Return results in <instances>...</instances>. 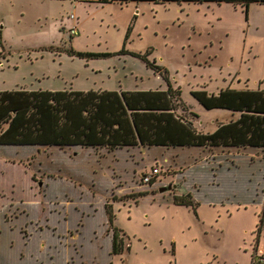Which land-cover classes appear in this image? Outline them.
Listing matches in <instances>:
<instances>
[{
	"label": "rangeland",
	"instance_id": "374dc122",
	"mask_svg": "<svg viewBox=\"0 0 264 264\" xmlns=\"http://www.w3.org/2000/svg\"><path fill=\"white\" fill-rule=\"evenodd\" d=\"M103 1L0 0V90L169 85L212 132L239 113L192 91L264 89V4ZM263 189L264 147L0 145V264H259ZM186 193L193 208L173 202Z\"/></svg>",
	"mask_w": 264,
	"mask_h": 264
},
{
	"label": "trees",
	"instance_id": "16d2710c",
	"mask_svg": "<svg viewBox=\"0 0 264 264\" xmlns=\"http://www.w3.org/2000/svg\"><path fill=\"white\" fill-rule=\"evenodd\" d=\"M130 1L231 3L241 5L244 14L251 3L264 4V0L103 2L123 4ZM147 54L133 55L144 59L147 67L160 71L144 58ZM191 95L207 110L219 108L238 112L239 115L228 122L216 124L212 132L195 129L189 120L175 113L177 106L181 104L180 90L169 85L163 90L147 91H80L72 88L0 90V145L104 147L108 150L123 146L264 147V89L238 90L225 87L217 94L194 90ZM262 193L256 238L264 231V189ZM173 202L192 208L195 206L189 193L173 197ZM112 229L111 252L120 253L123 239L119 237L120 231Z\"/></svg>",
	"mask_w": 264,
	"mask_h": 264
},
{
	"label": "built area",
	"instance_id": "2783aa9c",
	"mask_svg": "<svg viewBox=\"0 0 264 264\" xmlns=\"http://www.w3.org/2000/svg\"><path fill=\"white\" fill-rule=\"evenodd\" d=\"M76 27L73 26V28L71 29L72 33H76ZM158 173V167H153L152 169H149L147 172L142 173L141 174V181L144 183H148L150 182V180L156 176V174ZM256 261L258 263L264 264V256H258L256 254Z\"/></svg>",
	"mask_w": 264,
	"mask_h": 264
},
{
	"label": "water",
	"instance_id": "95a60500",
	"mask_svg": "<svg viewBox=\"0 0 264 264\" xmlns=\"http://www.w3.org/2000/svg\"><path fill=\"white\" fill-rule=\"evenodd\" d=\"M171 189H173V190L176 189V190L182 192V187H178L177 184H172V185L163 186V187H160L158 190H159L160 192H163V191L171 190Z\"/></svg>",
	"mask_w": 264,
	"mask_h": 264
},
{
	"label": "crops",
	"instance_id": "0c3cea01",
	"mask_svg": "<svg viewBox=\"0 0 264 264\" xmlns=\"http://www.w3.org/2000/svg\"><path fill=\"white\" fill-rule=\"evenodd\" d=\"M95 1H97V0H95ZM99 1V0H98ZM215 128H216V125H215ZM214 128V129H215ZM152 147H162V146H152ZM185 147H187V146H185ZM194 147H203V146H190L189 148H194ZM149 148H151V147H149ZM164 148H170V149H174V148H176V147H164ZM161 156H163V155H161ZM163 159L164 160H166V159H168V157H163ZM263 202V199H262V201H261V203ZM255 251V253H256V249H254ZM252 264H256V262L255 263H253L252 262ZM259 264H261V263H259Z\"/></svg>",
	"mask_w": 264,
	"mask_h": 264
}]
</instances>
